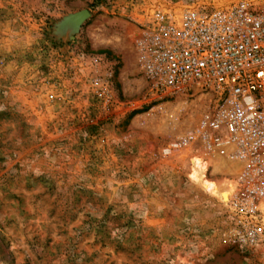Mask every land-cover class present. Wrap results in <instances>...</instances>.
<instances>
[{
	"label": "rangeland",
	"instance_id": "1",
	"mask_svg": "<svg viewBox=\"0 0 264 264\" xmlns=\"http://www.w3.org/2000/svg\"><path fill=\"white\" fill-rule=\"evenodd\" d=\"M184 1L0 0V264H262L160 152L202 102L152 99L135 40Z\"/></svg>",
	"mask_w": 264,
	"mask_h": 264
},
{
	"label": "built area",
	"instance_id": "2",
	"mask_svg": "<svg viewBox=\"0 0 264 264\" xmlns=\"http://www.w3.org/2000/svg\"><path fill=\"white\" fill-rule=\"evenodd\" d=\"M152 11L135 40L149 95L202 102L160 152L200 157L208 178L233 182L228 201L216 198L232 214L233 237L264 264V0H186ZM109 76L91 80L105 104Z\"/></svg>",
	"mask_w": 264,
	"mask_h": 264
},
{
	"label": "bare ground",
	"instance_id": "3",
	"mask_svg": "<svg viewBox=\"0 0 264 264\" xmlns=\"http://www.w3.org/2000/svg\"><path fill=\"white\" fill-rule=\"evenodd\" d=\"M200 160V157L197 156H192L190 158V162L192 165V178L195 179L205 191L218 193L222 197H218V199H221L223 202L228 201L230 194L234 188L233 182L225 179L231 186H233L232 189L229 190V187L227 188L228 185L218 184L216 182L207 180L204 175L206 163H201Z\"/></svg>",
	"mask_w": 264,
	"mask_h": 264
}]
</instances>
